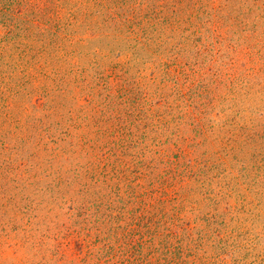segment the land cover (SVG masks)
<instances>
[{
    "label": "rangeland",
    "instance_id": "374dc122",
    "mask_svg": "<svg viewBox=\"0 0 264 264\" xmlns=\"http://www.w3.org/2000/svg\"><path fill=\"white\" fill-rule=\"evenodd\" d=\"M0 264H264V0H0Z\"/></svg>",
    "mask_w": 264,
    "mask_h": 264
},
{
    "label": "trees",
    "instance_id": "16d2710c",
    "mask_svg": "<svg viewBox=\"0 0 264 264\" xmlns=\"http://www.w3.org/2000/svg\"><path fill=\"white\" fill-rule=\"evenodd\" d=\"M93 150H95V148H93ZM165 185H168V183H166ZM110 217V216H109ZM108 218V217H106ZM105 223V222H104ZM74 233L76 232H73V233H69L67 234L65 237H63L64 240H66V238H70V239H67L66 240V244L65 243H61L59 246H58V251L60 252L62 249L64 250H67V247H69L70 243L74 240V241H78V240H81L84 242V233H81V231H78V235H75ZM62 239V240H63ZM109 251V250H108ZM46 253H50L51 255H55L54 254V249L51 251L47 250ZM61 257H63V254H61Z\"/></svg>",
    "mask_w": 264,
    "mask_h": 264
}]
</instances>
